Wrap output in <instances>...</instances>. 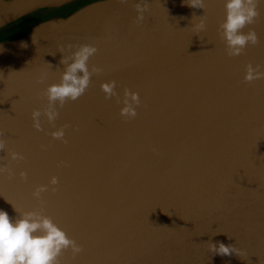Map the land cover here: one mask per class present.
<instances>
[{
	"label": "water",
	"instance_id": "1",
	"mask_svg": "<svg viewBox=\"0 0 264 264\" xmlns=\"http://www.w3.org/2000/svg\"><path fill=\"white\" fill-rule=\"evenodd\" d=\"M71 1L0 0V27ZM188 2L97 0L0 41V207L42 211L82 246L58 264H264V78L244 79L249 64L264 71V0L242 29L259 40L239 55L221 36L223 0ZM84 43L100 70L50 121L46 88ZM131 92L136 115L122 116ZM211 240L242 254H216Z\"/></svg>",
	"mask_w": 264,
	"mask_h": 264
},
{
	"label": "clouds",
	"instance_id": "2",
	"mask_svg": "<svg viewBox=\"0 0 264 264\" xmlns=\"http://www.w3.org/2000/svg\"><path fill=\"white\" fill-rule=\"evenodd\" d=\"M225 7V17L221 22L220 31L225 41L229 55H239L248 43H257L258 34L254 29L247 32L242 29L251 24L259 14L257 4L262 0H223ZM190 5L203 8L205 0H189ZM146 4L137 3V19L143 20ZM205 20L200 19L197 27L203 29ZM21 47H26L24 41L20 42ZM0 51L3 48L0 47ZM97 47L95 44L84 43L76 47L68 55L61 57L64 65L61 77L58 82L49 84L46 88V95L49 101V108L45 110L48 120H54L57 111L54 105L58 101L61 105L67 100L78 99L86 90L90 83L93 71L99 68H89V58L95 54ZM259 66L248 65L245 73V80L264 78V71L258 70ZM106 96L115 94V81H106L101 85ZM129 94L126 92V97ZM140 103L137 92L130 93V100L125 99L121 108V115L133 117L136 115V107ZM40 110L33 111V121L36 128H40ZM60 138L64 136V129H58L52 133ZM3 147V140L0 139V148ZM13 159L20 156L19 153H11ZM22 158V157H21ZM26 175V173H21ZM57 177L53 176L50 183L57 184ZM48 185L38 186L33 195L39 199L42 192ZM10 202V201H9ZM11 203V202H10ZM12 204V203H11ZM14 211L17 209L12 204ZM71 248L73 254L82 251V246L70 237L66 230L57 224L50 216L42 211L28 210L17 215H10L9 211L0 207V264H58V256L66 249ZM210 247L214 253L219 255L237 254L242 252L233 243L224 241H210Z\"/></svg>",
	"mask_w": 264,
	"mask_h": 264
},
{
	"label": "flooded vegetation",
	"instance_id": "3",
	"mask_svg": "<svg viewBox=\"0 0 264 264\" xmlns=\"http://www.w3.org/2000/svg\"><path fill=\"white\" fill-rule=\"evenodd\" d=\"M85 2H83V3H85ZM66 5L67 4H64V5H61V7L60 6H58V7H60L59 9H63V11L69 10L72 12L73 10H76L78 8L79 4L67 5V6ZM52 8H53V10H54V8L57 9L54 6ZM46 9H49V8L46 7V8L35 10L31 13H28V14L20 17L19 19H16L14 21L9 22L8 24L0 27V33H2L3 30H6L7 31L6 33H8L9 31H14V32L20 31L23 27L30 25L33 22L34 18H32V17L39 18L40 13H42ZM3 36L4 35H0V41H6V40L11 39V38H7V37L5 38Z\"/></svg>",
	"mask_w": 264,
	"mask_h": 264
},
{
	"label": "rangeland",
	"instance_id": "4",
	"mask_svg": "<svg viewBox=\"0 0 264 264\" xmlns=\"http://www.w3.org/2000/svg\"><path fill=\"white\" fill-rule=\"evenodd\" d=\"M94 1H97V0H74V1H71V2L67 3V5L79 4L78 7H80V6L84 5V4H89V3H92ZM83 2H85V3H83ZM60 7H56L57 9L54 8V10H53L52 7L49 8V9L44 10L42 13H40V17L39 18L32 17V18H34L33 22L30 25H27V26L23 27L20 31H17V32L16 31L15 32L14 31H9L8 33H6L7 31L3 30L2 33H0V35H4L3 37L11 38L9 40H12V39L16 38L19 34H21L23 31H25L26 28H28L29 26H31L33 24H36V23H38V22H40L42 20H46V19H49V18H52V17L66 16V15H68V14H70V13L75 11V10H73L72 12L69 11V10L63 11V9H59Z\"/></svg>",
	"mask_w": 264,
	"mask_h": 264
},
{
	"label": "snow or ice",
	"instance_id": "5",
	"mask_svg": "<svg viewBox=\"0 0 264 264\" xmlns=\"http://www.w3.org/2000/svg\"><path fill=\"white\" fill-rule=\"evenodd\" d=\"M53 191H55V189H53Z\"/></svg>",
	"mask_w": 264,
	"mask_h": 264
}]
</instances>
